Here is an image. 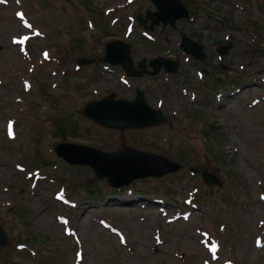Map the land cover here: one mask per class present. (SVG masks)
Wrapping results in <instances>:
<instances>
[{"label":"rangeland","instance_id":"374dc122","mask_svg":"<svg viewBox=\"0 0 264 264\" xmlns=\"http://www.w3.org/2000/svg\"><path fill=\"white\" fill-rule=\"evenodd\" d=\"M182 1L190 19L145 32L131 16L154 11L151 0H0V264H264V0ZM180 31L204 61L178 47ZM111 39L179 68L126 80L117 67L77 68ZM135 86L170 125L115 130L84 116V103L133 98ZM59 141L131 145L182 168L113 190L58 157Z\"/></svg>","mask_w":264,"mask_h":264},{"label":"water","instance_id":"95a60500","mask_svg":"<svg viewBox=\"0 0 264 264\" xmlns=\"http://www.w3.org/2000/svg\"><path fill=\"white\" fill-rule=\"evenodd\" d=\"M157 6V11L152 13L156 15L149 28L162 21V24L170 23L175 26V21L188 15L187 9L180 0H153ZM151 15V14H150ZM140 23L145 21L139 17ZM182 42L180 46L187 52L203 59L202 46L192 41L186 34L182 33ZM230 44L221 47L220 52H227ZM105 61L112 64H121L130 75L142 74L144 64L141 62L140 71L133 72L132 61L129 56L128 45L115 41L107 43ZM149 64L153 67L151 74L159 71L164 66L168 72L176 71L178 62L171 61L168 58L157 56L150 60ZM115 93L100 101H93L84 105L85 114L100 123L101 125L125 129L139 128L166 122V117L161 110L153 109L146 102L143 92L137 89V96L133 101L126 99H114ZM56 152L71 164L89 165L99 178H106L112 186H123L129 184L136 178L145 176H161L171 171H176L180 165L172 162L168 158L147 151L135 149L130 146H124L116 152H106L101 149L76 144V143H58L55 145ZM204 180L208 183H220L218 179L207 171L202 172ZM3 229L0 227V243L6 241Z\"/></svg>","mask_w":264,"mask_h":264},{"label":"flooded vegetation","instance_id":"af4514ba","mask_svg":"<svg viewBox=\"0 0 264 264\" xmlns=\"http://www.w3.org/2000/svg\"><path fill=\"white\" fill-rule=\"evenodd\" d=\"M91 58H94L93 56L91 57ZM96 59H98L99 57H95ZM97 61H95V62H93L92 64H90V65H93V64H95Z\"/></svg>","mask_w":264,"mask_h":264},{"label":"snow or ice","instance_id":"6c2138e0","mask_svg":"<svg viewBox=\"0 0 264 264\" xmlns=\"http://www.w3.org/2000/svg\"><path fill=\"white\" fill-rule=\"evenodd\" d=\"M18 15H21L22 16V14H20V13H18Z\"/></svg>","mask_w":264,"mask_h":264},{"label":"bare ground","instance_id":"6f19581e","mask_svg":"<svg viewBox=\"0 0 264 264\" xmlns=\"http://www.w3.org/2000/svg\"><path fill=\"white\" fill-rule=\"evenodd\" d=\"M40 213V212H39Z\"/></svg>","mask_w":264,"mask_h":264}]
</instances>
